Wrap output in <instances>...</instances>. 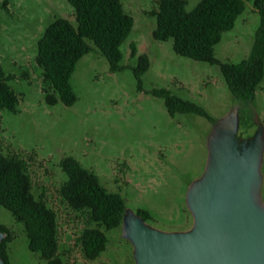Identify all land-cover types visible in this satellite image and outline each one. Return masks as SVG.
<instances>
[{
    "label": "rangeland",
    "instance_id": "374dc122",
    "mask_svg": "<svg viewBox=\"0 0 264 264\" xmlns=\"http://www.w3.org/2000/svg\"><path fill=\"white\" fill-rule=\"evenodd\" d=\"M200 1L188 0L187 9H194ZM122 2L135 20L122 45L121 65L125 68L114 72L99 52L86 54L71 77L78 100L65 106L46 103L36 57L38 42L54 20L68 18L76 24L74 8L68 0H0V68L15 76L9 84L23 95L18 113L0 110V149L28 161L35 196L44 195L58 214L60 251L69 264H135V259L122 227L108 232L107 249L97 260L84 258L75 245L83 218L60 195L67 179L60 167L63 157L73 156L95 171L108 190L122 194L127 209L148 211L152 215L148 223L153 227L188 230L193 217L186 194L205 171L213 124L193 113L171 116L165 100L152 95L151 90L170 89L203 106L216 120L237 104L219 66L176 54L173 39L154 38L156 19L148 12L156 0ZM260 22L253 2H247L234 29L224 33L216 46L217 57L232 63L247 58ZM132 44H136L138 55L147 53L151 60L142 77L143 91L138 90L133 71L138 56L133 57ZM24 73L28 78L22 77ZM249 111H256L264 125V80L242 112L239 132L243 139L253 136L258 128ZM262 172L264 176V163ZM262 199L264 202V181ZM0 224L14 234L9 245L14 264H45L39 254L29 250L23 225L2 206Z\"/></svg>",
    "mask_w": 264,
    "mask_h": 264
},
{
    "label": "trees",
    "instance_id": "16d2710c",
    "mask_svg": "<svg viewBox=\"0 0 264 264\" xmlns=\"http://www.w3.org/2000/svg\"><path fill=\"white\" fill-rule=\"evenodd\" d=\"M249 1L261 16L252 51L240 62H223L216 55V46L224 33L234 29ZM68 2L74 8L76 24L68 18H57L38 42L36 63L41 70L42 91L48 105L61 102L72 106L77 102L71 77L86 54L99 52L108 60L112 71L123 70L122 45L135 25L122 0ZM7 3L5 1L4 5ZM187 5L188 0H156V6L148 12L156 19L153 36L158 41L173 39V49L180 56L219 66L230 92L241 105L240 117L243 119V110L253 102L256 90L264 80V0H201L192 10H188ZM132 55L138 56L133 71L138 90L143 91L142 77L150 69L151 60L147 53L138 55L136 44H132ZM28 76L24 73L22 77ZM13 79L14 75L6 74L0 68V110L18 113L23 95L9 84ZM151 94L165 100L171 116L193 113L212 124L216 122L203 106L173 94L170 89L154 88ZM248 113L254 122V112ZM237 137L240 142L244 140L240 132ZM60 167L67 175L60 187V195L73 211L80 214L84 223L75 245L85 259L97 260L107 249L108 232L123 225L127 209L125 198L120 192L108 190L95 171L73 156L63 157ZM0 206L23 225L29 250L39 254L45 264H69L60 251L58 214L44 195L35 196L28 161L1 149ZM137 213L147 222L152 219L148 211L138 210ZM0 231L6 233L0 244L1 255L6 264H14L9 252L14 234L4 224H0Z\"/></svg>",
    "mask_w": 264,
    "mask_h": 264
},
{
    "label": "water",
    "instance_id": "95a60500",
    "mask_svg": "<svg viewBox=\"0 0 264 264\" xmlns=\"http://www.w3.org/2000/svg\"><path fill=\"white\" fill-rule=\"evenodd\" d=\"M240 111L236 104L212 125L205 171L186 194L190 229L163 231L126 209L122 235L135 264H264V125L254 111L257 131L240 142Z\"/></svg>",
    "mask_w": 264,
    "mask_h": 264
}]
</instances>
